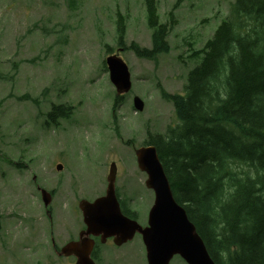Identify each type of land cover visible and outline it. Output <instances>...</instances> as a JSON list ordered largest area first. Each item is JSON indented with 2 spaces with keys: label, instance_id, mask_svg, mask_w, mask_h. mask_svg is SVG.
I'll use <instances>...</instances> for the list:
<instances>
[{
  "label": "rangeland",
  "instance_id": "obj_1",
  "mask_svg": "<svg viewBox=\"0 0 264 264\" xmlns=\"http://www.w3.org/2000/svg\"><path fill=\"white\" fill-rule=\"evenodd\" d=\"M157 1L164 22L176 0ZM233 2L184 0L168 37L171 50L148 59L130 48L152 46L144 0H0V264H76L55 246L78 236L85 224L79 203L106 194L112 161L124 209L148 225L155 195L135 151L150 132L165 134L179 122L163 91L184 93L189 71L203 59L193 51L213 36ZM118 10L126 17L125 46ZM117 52L133 86L115 107L106 58ZM136 95L143 111L134 107ZM53 104L72 112L46 125ZM38 186L54 193L49 207ZM133 238L119 250H101L100 264H148L142 235ZM171 261L187 264L178 255Z\"/></svg>",
  "mask_w": 264,
  "mask_h": 264
},
{
  "label": "trees",
  "instance_id": "obj_2",
  "mask_svg": "<svg viewBox=\"0 0 264 264\" xmlns=\"http://www.w3.org/2000/svg\"><path fill=\"white\" fill-rule=\"evenodd\" d=\"M176 0L161 21L157 0H144L152 46L133 42L142 58L169 52L177 24ZM116 27L125 46L126 17ZM111 51V47H108ZM191 69L184 93H166L179 122L149 134L170 179L217 264H264V0H234L229 15ZM23 98L29 99V96ZM123 96H116L115 107ZM115 109V108H114ZM72 106L53 104L46 125L68 117Z\"/></svg>",
  "mask_w": 264,
  "mask_h": 264
},
{
  "label": "water",
  "instance_id": "obj_3",
  "mask_svg": "<svg viewBox=\"0 0 264 264\" xmlns=\"http://www.w3.org/2000/svg\"><path fill=\"white\" fill-rule=\"evenodd\" d=\"M106 62L117 95L130 92L133 82L127 62L119 53L108 55ZM134 106L137 111H142L145 101L136 95ZM136 156L139 168L148 175L147 186L155 192L148 225L143 226L123 213L116 190L118 166L112 162L106 194L92 202L88 199L80 201L87 226L86 236L67 243L58 254L75 255L76 264H95L91 256L94 247L91 235L102 234L103 239L114 236L116 242L122 244L140 232L146 246L148 264H171L175 255L182 257L188 264H217L185 206L175 198L157 147L154 144L141 146L136 149ZM58 167L60 169L62 164ZM40 190L45 205L49 206L53 199L52 193L41 187Z\"/></svg>",
  "mask_w": 264,
  "mask_h": 264
},
{
  "label": "flooded vegetation",
  "instance_id": "obj_4",
  "mask_svg": "<svg viewBox=\"0 0 264 264\" xmlns=\"http://www.w3.org/2000/svg\"><path fill=\"white\" fill-rule=\"evenodd\" d=\"M53 193V192H52ZM54 194V193H53ZM100 197V196H99ZM98 198V197H97ZM96 198V199H97ZM90 200V199H89ZM95 200V199H94ZM93 200V201H94ZM119 200H120V198H119ZM90 201H92V200H90ZM120 203H121V207H122V210H123V212L125 213V214H127L130 218H132V219H135V220H137V221H141L140 219H139V217H138V215H137V212L135 211V213H132V212H129V211H127V208H126V210L124 209V204L120 201ZM127 207V206H126ZM47 211V213L48 214H51V210H49L48 211V209L46 210ZM134 214H136L137 216H135ZM143 225V224H142ZM85 229H86V225L84 224V226H82L81 227V230L79 231V233H78V236L75 238V239H72V240H70V241H74V240H79L82 236L83 237H85L86 235H85ZM137 235H139V236H141L138 232L135 234V236H137ZM91 237L93 238V240H94V247H93V250H92V254H91V256H92V258L94 259V261H95V263L96 264H100L102 261H103V256H102V252L103 253H107V251L109 250V249H111L112 247H115L117 250H119V249H121V248H123L124 247V245H126L127 243H129L130 241H132L133 239H131V240H129V241H127V242H124V243H122V244H118L117 242H116V238L115 237H108V238H106V239H103V236H102V234H100L99 236H93V235H91ZM142 238H143V236H142ZM143 242H144V240H143ZM53 245H55V241H53ZM146 247V246H145ZM61 248H59V247H57V246H55V251H57L58 252V250H60ZM101 250H102V252H101ZM148 262V261H147Z\"/></svg>",
  "mask_w": 264,
  "mask_h": 264
},
{
  "label": "bare ground",
  "instance_id": "obj_5",
  "mask_svg": "<svg viewBox=\"0 0 264 264\" xmlns=\"http://www.w3.org/2000/svg\"><path fill=\"white\" fill-rule=\"evenodd\" d=\"M125 94H123V95H118V96H124ZM135 97V96H134ZM135 107V106H134ZM143 111V110H142Z\"/></svg>",
  "mask_w": 264,
  "mask_h": 264
}]
</instances>
